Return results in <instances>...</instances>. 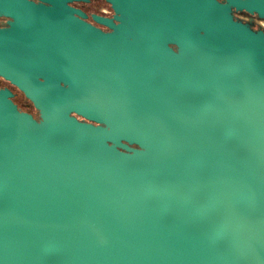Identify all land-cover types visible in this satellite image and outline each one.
<instances>
[{"label": "water", "instance_id": "95a60500", "mask_svg": "<svg viewBox=\"0 0 264 264\" xmlns=\"http://www.w3.org/2000/svg\"><path fill=\"white\" fill-rule=\"evenodd\" d=\"M0 0V264H264V0ZM117 21V22H116Z\"/></svg>", "mask_w": 264, "mask_h": 264}, {"label": "flooded vegetation", "instance_id": "af4514ba", "mask_svg": "<svg viewBox=\"0 0 264 264\" xmlns=\"http://www.w3.org/2000/svg\"><path fill=\"white\" fill-rule=\"evenodd\" d=\"M33 3H40L39 0H28ZM225 2L224 0H220ZM71 6L81 10L85 15V20L96 27L101 28L105 32H110L111 29L106 25L99 23L95 16L113 18L116 16V12L112 5L106 0H84L74 1L70 3ZM232 14L235 20L250 25L255 30H264V19L259 18L257 15L249 14L246 11H237L233 8ZM11 19L6 16H0V28H8L10 26ZM117 22V21H116ZM8 88L12 91L13 102L18 106L21 112H27L32 114L37 120H40L39 112L34 107L33 103L28 100L24 93L21 92L15 85L8 80L0 76V89Z\"/></svg>", "mask_w": 264, "mask_h": 264}]
</instances>
